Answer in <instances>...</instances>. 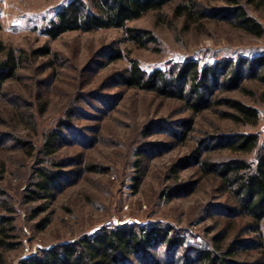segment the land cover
Returning <instances> with one entry per match:
<instances>
[{"label": "rangeland", "instance_id": "obj_1", "mask_svg": "<svg viewBox=\"0 0 264 264\" xmlns=\"http://www.w3.org/2000/svg\"><path fill=\"white\" fill-rule=\"evenodd\" d=\"M70 1L0 0V41L23 55L0 97V217L12 220L0 231V264H21L56 245L123 227H164L187 243V249L158 244L145 259L131 256L125 264H198L187 258L195 254L192 245L213 248L212 237L223 234L226 214L237 207L230 189L214 172L202 170L201 161L255 159L256 152L241 155L228 146L238 133H258L264 142V84L245 76L234 89L222 77L210 107L193 113L180 96L129 87L124 72L133 60L148 73L162 70L170 78L188 61L203 68L254 58L264 53V36L240 27L231 11L208 9L204 18L190 21L177 17L175 2L128 23L153 36L141 43L120 28L49 37L45 29ZM241 3L264 27V3ZM43 47L51 54H36ZM228 97L257 107L259 124L224 117L229 108L220 101ZM58 129L60 143L47 156L45 136ZM203 144L217 148L202 150L199 158ZM43 167L62 174L49 197L35 200L31 192ZM185 183L190 185L178 188ZM43 220L50 221L45 228ZM246 237L244 264H264L257 234Z\"/></svg>", "mask_w": 264, "mask_h": 264}, {"label": "trees", "instance_id": "obj_2", "mask_svg": "<svg viewBox=\"0 0 264 264\" xmlns=\"http://www.w3.org/2000/svg\"><path fill=\"white\" fill-rule=\"evenodd\" d=\"M224 1L225 3L222 4H211L212 0H71L61 9L56 20L45 29V33L56 39L72 30L120 28L126 31L131 40L141 43L144 36L149 38L153 36L150 32L130 26L128 23L177 2L174 8L177 17H185L190 21L204 18L208 9L218 13L231 11L236 13H234L235 20L240 27L256 36H264V27L249 14L246 6L241 3L242 0ZM248 2L264 3V0H248ZM216 16L223 17L218 15L213 17ZM36 54L48 56L51 54V49L43 47ZM22 57L17 49L0 41V97L4 94L2 91L6 82L16 75ZM173 75L168 78L162 70L148 73L136 60H133L130 68L124 72L125 82L129 87L155 90L158 94L171 97L180 96L185 99L193 113H199L210 107L207 105L211 102L210 96L214 92V86L220 83L222 77V82L234 89L240 88L245 76L256 78L264 84V53L250 59L245 57L237 61L226 59L214 66L207 65L203 68L196 61H188L174 69ZM187 84H190L189 88ZM184 91L187 94H183ZM220 102L229 108L223 112L224 117L240 125L259 124L260 112L254 105L233 97ZM70 116L69 113V118ZM65 121L67 119L61 123L64 124ZM62 128L63 126L59 129ZM59 129L45 136L43 148L47 156H53L56 152L61 139ZM216 139L218 138L213 137L211 140ZM20 143L25 146L30 145L26 139H20ZM228 147L231 152L241 155L256 152V157L253 160H247L243 156L231 157L222 162L207 157L201 161L202 170L207 171V174L214 172L230 189L232 196L237 199V207L236 209L230 207V212L226 214L228 227L223 234L212 237L215 243L213 248L207 245H205L207 248L192 245L191 250H194L195 254L187 256L190 263L196 260L198 264H244L243 257L249 246L247 232L257 234L258 247H264V142H261V135L258 133H238ZM216 148L203 144L202 148L198 147L197 155L200 158L202 150L212 151ZM60 165L59 162L56 163V166ZM38 171L39 180L36 183L38 188L31 192L35 200L49 197L54 182L62 174L60 171L52 172L46 167L39 168ZM189 185L180 184L178 188H187ZM2 194L0 188V200ZM45 210L46 208L41 212ZM231 212L233 214H230ZM49 222L43 220L40 224L45 228ZM10 224H12L10 217H0L1 232H5ZM172 232L171 229L164 227H152L141 231L132 227L107 230L94 237L85 236L75 244L56 245L24 259L21 264H125L130 262L131 256L145 259L149 253L152 254L151 249L158 244H167L170 249L177 246L186 247L185 238L178 232ZM1 243L4 246L7 244L4 239H1ZM256 247L253 246V249ZM251 264H255V261Z\"/></svg>", "mask_w": 264, "mask_h": 264}]
</instances>
